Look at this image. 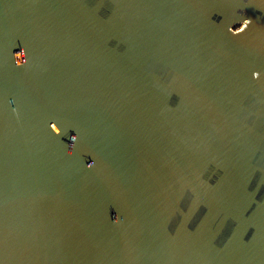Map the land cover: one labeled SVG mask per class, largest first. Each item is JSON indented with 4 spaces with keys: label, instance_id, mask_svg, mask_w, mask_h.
<instances>
[{
    "label": "water",
    "instance_id": "1",
    "mask_svg": "<svg viewBox=\"0 0 264 264\" xmlns=\"http://www.w3.org/2000/svg\"><path fill=\"white\" fill-rule=\"evenodd\" d=\"M0 264H264V0H0Z\"/></svg>",
    "mask_w": 264,
    "mask_h": 264
},
{
    "label": "clouds",
    "instance_id": "2",
    "mask_svg": "<svg viewBox=\"0 0 264 264\" xmlns=\"http://www.w3.org/2000/svg\"><path fill=\"white\" fill-rule=\"evenodd\" d=\"M250 22H251L250 18H244V19H242L240 21V23L243 25L244 28H247V26L250 24ZM230 27L231 26H229V28ZM24 53H25V51L22 48L20 49V51H15V52L12 53L13 60H14V63H15L16 66H21V65H23L26 62V59L23 58ZM254 75H255V73H254ZM9 103H11V101H9ZM70 140L74 144V142L76 140V137L72 136V137H70ZM69 154H71L70 151H69ZM86 166L91 168L93 166V163L89 162ZM112 220H113V222H116L117 221V217L113 216Z\"/></svg>",
    "mask_w": 264,
    "mask_h": 264
},
{
    "label": "rangeland",
    "instance_id": "3",
    "mask_svg": "<svg viewBox=\"0 0 264 264\" xmlns=\"http://www.w3.org/2000/svg\"><path fill=\"white\" fill-rule=\"evenodd\" d=\"M241 26H242V24L237 22V23H234L231 27L233 30H236V29L240 28Z\"/></svg>",
    "mask_w": 264,
    "mask_h": 264
}]
</instances>
